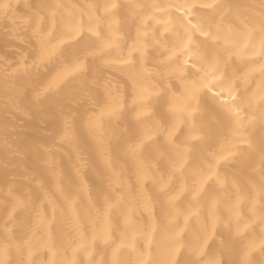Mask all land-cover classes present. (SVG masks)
I'll list each match as a JSON object with an SVG mask.
<instances>
[{
	"label": "bare ground",
	"instance_id": "1",
	"mask_svg": "<svg viewBox=\"0 0 264 264\" xmlns=\"http://www.w3.org/2000/svg\"><path fill=\"white\" fill-rule=\"evenodd\" d=\"M262 64L264 0H0V264H264Z\"/></svg>",
	"mask_w": 264,
	"mask_h": 264
},
{
	"label": "snow or ice",
	"instance_id": "2",
	"mask_svg": "<svg viewBox=\"0 0 264 264\" xmlns=\"http://www.w3.org/2000/svg\"><path fill=\"white\" fill-rule=\"evenodd\" d=\"M78 34V33H77ZM75 37H73L74 39ZM192 37L189 35L188 36V41H191ZM64 43V40H59L56 43H51L48 42L47 40H45V42L42 45V57L41 59H47L48 57H50L53 53H55L61 44ZM111 43L110 41H105V47L108 46V44ZM136 48L134 47L133 49L130 50L129 55H131V51H135ZM175 53L173 52L172 55H174ZM85 67V64L83 61H78L75 64H73L72 66H66L64 67L61 71H59L45 86V90H47L48 88H52L55 85H57L60 81L64 80L65 77H68L69 75L76 73L77 71L83 69ZM261 68H264V64L260 65ZM201 87H207V85H193V88L189 90V95L191 98H194V94L195 91H198L199 88ZM173 110L176 111H186L189 114H191V112L195 111V107H187L186 106V102L185 103H173L171 105ZM230 153H225V155H228ZM219 159H223V156L218 157ZM208 177H204L203 180L200 181L199 185L197 186V188L195 189V191L193 192V198H195L197 196V194L199 193L200 189L204 186V180H207ZM184 191L183 188L180 189L179 192H177L174 195H171L168 197V203L170 206H172V214H170L169 216H167V223L168 224H175L177 222V216L178 215H183V221L184 224L181 225L180 227L177 228L176 232L174 233V235H172L170 237V239L175 240V241H179L181 234L185 231V228L187 226V223L189 221V218L195 214V212L197 211V209L193 208L191 210H189L186 213H180L178 209L174 208V202L177 200V198L180 196V194ZM113 205L109 204L108 207L111 208ZM142 206L144 208V210L146 212H148L150 215H152L153 213V207L151 205V203L148 200L143 201ZM132 211L133 209L130 208L128 213L125 214L123 216V223L126 226H131L133 224V217H132ZM156 224L153 221V223L150 225L149 227V231L146 234L147 237V243L150 245L152 242V238H153V234L156 231ZM105 238H107V213L105 214ZM135 234V233H134ZM121 245H118L117 247L119 248ZM179 245H177L176 249H173L171 252V259H169L168 261L165 262V264H175V260L178 259V254H177V249H178ZM141 264H145V262L141 261Z\"/></svg>",
	"mask_w": 264,
	"mask_h": 264
},
{
	"label": "clouds",
	"instance_id": "3",
	"mask_svg": "<svg viewBox=\"0 0 264 264\" xmlns=\"http://www.w3.org/2000/svg\"><path fill=\"white\" fill-rule=\"evenodd\" d=\"M38 55H40V54L38 53Z\"/></svg>",
	"mask_w": 264,
	"mask_h": 264
}]
</instances>
